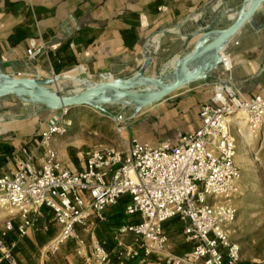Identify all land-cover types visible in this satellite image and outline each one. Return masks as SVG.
I'll list each match as a JSON object with an SVG mask.
<instances>
[{
  "label": "built area",
  "instance_id": "2783aa9c",
  "mask_svg": "<svg viewBox=\"0 0 264 264\" xmlns=\"http://www.w3.org/2000/svg\"><path fill=\"white\" fill-rule=\"evenodd\" d=\"M34 1L28 0L30 5ZM26 53L35 60L46 53V46L31 40ZM221 67L231 71L228 57H223ZM213 86L214 94L201 107V125L194 132L156 146L136 137L126 147L100 145L84 153L81 171L66 167L53 147L55 137L67 132L69 113L55 112V121L52 118L43 130L36 148L22 147L14 157V169L0 176V213L11 215L0 234L1 258L17 264L15 247L35 228L46 207L58 230L44 246L45 256L72 242L85 264H110L114 258L137 264H238L241 248L228 230L238 215L234 201L241 179L231 126L238 135L242 124L250 135L264 129V91L247 97L220 84ZM117 118L116 131L123 142L128 119L122 113ZM125 195L131 197L125 213L139 215L140 221L120 226L114 233L116 246L108 251L91 231V219H102L104 211ZM174 218L183 223L184 240L192 244L179 255L171 252L163 230L164 223ZM13 233L16 239L9 242ZM130 234L136 243L126 245L124 237Z\"/></svg>",
  "mask_w": 264,
  "mask_h": 264
},
{
  "label": "crops",
  "instance_id": "0c3cea01",
  "mask_svg": "<svg viewBox=\"0 0 264 264\" xmlns=\"http://www.w3.org/2000/svg\"><path fill=\"white\" fill-rule=\"evenodd\" d=\"M242 1L36 0L30 5L28 0H0V62L13 71L35 69L43 76L79 70L84 74V69L86 74H105L108 79L110 76H124L144 63L147 51L156 52L153 63L157 65L182 53L190 42H194V39L189 40V35L196 30L197 20L226 28L230 24L231 12L239 8ZM179 24L180 28L159 40V32ZM155 34L157 36L153 37ZM31 40L37 44L43 42L46 46V53L35 60L29 59L26 53ZM224 57L230 60L231 71L226 72L219 67L215 74L232 79L247 97L264 91V3L232 41ZM182 89L173 96L176 100L164 113L150 114L127 123L122 136L125 139L123 146H127L131 137L154 146L165 139L177 142L182 134L197 130L201 125L200 107L210 102L214 86L198 81ZM242 126L243 130L247 129L244 124ZM234 129L232 125L231 132L237 140L239 135ZM25 140L28 142H10L7 138H0V176L14 169V157L22 147L34 150L39 142L38 138ZM55 142L53 147L66 167L75 171L84 169L87 150L69 154L58 148L62 147L61 143ZM125 207L118 201L104 211L102 219H91V231L108 251L116 246L114 233L120 226L140 221L139 215H127ZM57 230L52 212L42 208L35 228L15 248V256L22 252L29 256L38 248H44ZM163 230L169 238L172 253L179 255L192 248V244L184 240L183 223L178 218L165 222ZM83 236L88 240V234ZM15 239L14 233L8 237L9 242ZM135 239L130 234L123 241L132 245L136 243ZM65 245L74 246L72 242ZM73 258L76 257L67 254L66 264H75ZM77 258L80 264H85L84 258ZM44 259L42 256V264H45ZM16 261L17 264H26L19 257ZM112 264H137V261L126 258L118 262L114 258Z\"/></svg>",
  "mask_w": 264,
  "mask_h": 264
},
{
  "label": "rangeland",
  "instance_id": "374dc122",
  "mask_svg": "<svg viewBox=\"0 0 264 264\" xmlns=\"http://www.w3.org/2000/svg\"><path fill=\"white\" fill-rule=\"evenodd\" d=\"M160 65L151 64L149 71L155 72ZM1 70L5 74L23 78L51 77L43 76L41 72L35 69L23 72L13 71L4 64L1 65ZM68 72L63 73H67V76L58 83V88L53 86L51 88L59 89L64 94H70L71 91L77 92L83 87L75 78L85 76V78L88 77L97 82L103 80L100 75L84 74L83 76V70ZM182 90L177 92H182ZM177 92L164 101L142 110L134 117H130L131 110L116 106L108 107L107 113L104 114L88 107L73 108L66 117L67 132L63 136H56L57 142L55 144L61 143L62 147L58 148H63V151L69 154L96 148L100 145L121 147L123 146V139L119 137L116 131L115 117H118L120 113L124 114L128 119L125 123L127 127V123L132 122V120H140V118L150 114H162L176 100L173 96L178 94ZM36 110L37 107L21 100L16 95L11 94L0 98V138H7L10 142L19 143L28 142L25 140L26 138H38L39 141L40 134L52 120L55 111L41 110L36 115L31 116L30 113ZM237 164L241 171L240 194L234 201L238 215L228 227L229 235L232 241L240 245V264H264V129L257 135H250L249 130L245 129L242 135L237 137ZM10 219V214L0 213V234L6 221ZM24 240L25 238H22L18 243L22 244ZM41 249L43 250V248H38L29 256H25L23 252L15 256L17 252H14V257L15 259L19 257L26 264H42V256L45 258V264H66L65 256L67 254H72L77 258L73 245H65L57 253L48 256L43 255ZM76 258H73V262L80 264V259Z\"/></svg>",
  "mask_w": 264,
  "mask_h": 264
},
{
  "label": "water",
  "instance_id": "95a60500",
  "mask_svg": "<svg viewBox=\"0 0 264 264\" xmlns=\"http://www.w3.org/2000/svg\"><path fill=\"white\" fill-rule=\"evenodd\" d=\"M263 3L264 0H243L239 8L231 12L230 24L226 28H217L216 23L206 24L197 20L196 30L189 35V40L194 39V42L189 43L182 53L161 64L153 73L149 68L156 52L147 56L142 66L129 75L117 78L110 76V80L105 77L98 82L89 78V84L70 94L51 88L56 87L65 74L40 79L11 76L2 72L3 63L0 62V98L13 94L37 107L35 112L30 113L31 116L41 110L55 111L60 115L59 111L62 109H68L69 112L73 108L82 107L104 114L107 113L108 107L116 106L131 110L130 117H134L142 110L164 101L183 87L198 81L241 91L232 79L219 76L214 71L221 67L228 47ZM180 27L181 24L159 32V40ZM163 73L166 76H162ZM145 85H154L159 89L149 91Z\"/></svg>",
  "mask_w": 264,
  "mask_h": 264
},
{
  "label": "bare ground",
  "instance_id": "6f19581e",
  "mask_svg": "<svg viewBox=\"0 0 264 264\" xmlns=\"http://www.w3.org/2000/svg\"><path fill=\"white\" fill-rule=\"evenodd\" d=\"M192 19V18H191ZM177 30H179V29H177ZM158 34V33H157ZM154 36H157V35H153V37ZM152 54V52H150V51H147L146 53H145V59H146V57L147 56H150ZM142 66V64L140 65V66H138L137 67V69H139L140 67ZM0 75H1V73H0ZM147 75V74H146ZM65 76H67V73H65ZM147 76H151L150 74L149 75H147ZM162 76H166L165 75V73H163L162 74ZM25 78H31V77H25ZM33 79H40V78H37V77H34ZM78 82H80L83 86H85V85H87V84H89L90 83V79L88 78V77H81V78H75ZM106 80H110V79H108V76L106 77ZM54 87V86H53ZM145 88H147V90H149V91H156V90H158L159 88L158 87H156V86H154V85H145L144 86ZM55 88H58V84L56 85V87ZM55 88H52V89H55ZM75 91H71L70 93H74ZM243 125V124H242Z\"/></svg>",
  "mask_w": 264,
  "mask_h": 264
},
{
  "label": "trees",
  "instance_id": "16d2710c",
  "mask_svg": "<svg viewBox=\"0 0 264 264\" xmlns=\"http://www.w3.org/2000/svg\"><path fill=\"white\" fill-rule=\"evenodd\" d=\"M122 198H126V199H123V201H122ZM130 201H131V197L128 196V195L122 196V197L119 199V202L123 203L124 207L127 206V204H129ZM44 208H46V207H44ZM47 209H48V208H47ZM48 210H49V209H48ZM124 210H125V209H124ZM14 250H15V249H14ZM5 261L8 262L7 260L2 259V262H1L0 264H3ZM8 264H9V263H8ZM238 264H240V263H238ZM241 264H247V263H241Z\"/></svg>",
  "mask_w": 264,
  "mask_h": 264
}]
</instances>
